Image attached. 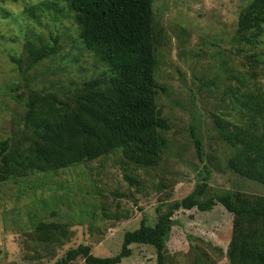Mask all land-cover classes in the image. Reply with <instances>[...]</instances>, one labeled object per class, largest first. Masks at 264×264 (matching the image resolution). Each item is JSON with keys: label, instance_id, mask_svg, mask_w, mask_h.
Listing matches in <instances>:
<instances>
[{"label": "rangeland", "instance_id": "1", "mask_svg": "<svg viewBox=\"0 0 264 264\" xmlns=\"http://www.w3.org/2000/svg\"><path fill=\"white\" fill-rule=\"evenodd\" d=\"M248 2L153 0L156 105L168 125L158 163L140 168L111 152L54 174L0 182V264H53L79 244L89 245L95 256H114L125 231L137 228L143 216L154 224L157 206L164 210V204L185 197L205 174L207 195L264 197L263 184L224 166L231 147L219 139L214 123L215 114L241 120L235 96L254 86L264 88L259 67L264 42L245 43L234 36L238 14ZM78 32L62 3L0 0V140L21 126L28 91H56L66 100L76 85L110 73ZM30 44L55 51L22 72L11 57L19 58L24 68ZM193 134L200 138V153ZM172 218L168 264H192L198 250L207 253L210 264H228L233 216L221 204L209 211L178 210ZM37 220L69 223L68 239L61 245H40L32 233ZM129 247L131 255L118 264H156L152 245ZM73 264L85 262L78 258Z\"/></svg>", "mask_w": 264, "mask_h": 264}, {"label": "trees", "instance_id": "2", "mask_svg": "<svg viewBox=\"0 0 264 264\" xmlns=\"http://www.w3.org/2000/svg\"><path fill=\"white\" fill-rule=\"evenodd\" d=\"M62 3L78 27L82 44L110 73L76 85L75 92L61 100L57 92L30 90L24 98L21 126L0 140V182L32 173H56L119 152L126 163L149 168L160 159L167 139V121L156 105L157 56L153 28V0H49ZM234 36L245 43L264 42V0H249L240 10ZM31 58L22 72L33 68L54 48L27 47ZM264 55V53H263ZM256 60V54L250 55ZM259 67L263 68L264 58ZM255 73L251 74V78ZM241 120L215 114L218 137L231 147L224 166L235 174L264 185V88H249L235 96ZM200 153V138L193 134ZM129 181H136L128 176ZM207 174L185 197L156 207V222L143 216L139 226L124 232L120 251L99 257L87 244L68 248L53 264H118L131 255L132 243L149 244L156 250V264H168L166 242L178 210L196 207L209 211L221 204L232 214V234L227 249L228 264H264V197L252 199L229 192L207 195ZM69 223L37 220L32 233L42 246L61 245L69 237ZM192 264H210L198 250Z\"/></svg>", "mask_w": 264, "mask_h": 264}]
</instances>
